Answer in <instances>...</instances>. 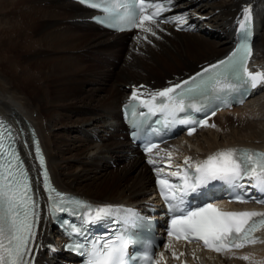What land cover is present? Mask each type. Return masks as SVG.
<instances>
[{"label": "bare ground", "instance_id": "obj_1", "mask_svg": "<svg viewBox=\"0 0 264 264\" xmlns=\"http://www.w3.org/2000/svg\"><path fill=\"white\" fill-rule=\"evenodd\" d=\"M245 7L260 24L264 0H177L173 12L184 16L191 30L160 25L151 36L138 29L118 34L101 30L89 20L93 11L72 0H0V115L20 134L29 168L33 171L28 156L33 128L60 190L96 203L141 206L151 197L154 167L169 169V152L175 167L185 156L199 161L229 147L264 150V91L240 107L218 112L212 119L215 127L162 145L154 152L160 161L155 166L132 148L119 119L120 103L134 88L163 89L223 57ZM144 35L147 40L137 39ZM254 36L252 65L264 69V32L255 28ZM111 78L114 82L106 85ZM75 127L80 134L66 139L67 130ZM36 189L41 201L36 264H64L68 255L54 243L57 238H50L53 230ZM171 245L162 251L164 264H264V232L257 243L221 254ZM245 255L250 260L240 258Z\"/></svg>", "mask_w": 264, "mask_h": 264}, {"label": "snow or ice", "instance_id": "obj_2", "mask_svg": "<svg viewBox=\"0 0 264 264\" xmlns=\"http://www.w3.org/2000/svg\"><path fill=\"white\" fill-rule=\"evenodd\" d=\"M79 3L101 12L102 15L94 16L92 19L117 31L138 29L142 33L156 36L154 26L159 28L161 23L172 21H176L179 25L185 23L184 16L161 18L163 13L176 6L175 0H158V2L154 0H79ZM251 19V9L245 7L239 21L241 43L227 58L210 64L187 79L160 90L142 92L140 89L144 88L143 85L134 88L129 98L130 103L125 105L126 115L131 110L133 128L138 129L145 118L157 113L163 114L170 124L215 127V125H209L206 120L193 121L187 115L180 118L178 114L201 111L208 101L227 90H234L241 86L255 89L264 85V72L249 71L247 67L248 59L252 54L248 43ZM137 39L147 40L148 36H138ZM135 105L147 111L137 112ZM0 127L3 125L0 124ZM195 131V126L189 127L188 135H192ZM136 135L137 132L133 131V136ZM11 138L10 133L5 136L3 132H0V264H31L34 259L32 254L33 242L37 235L36 225L40 216L28 173L15 148L6 143V140ZM156 148H158L156 144L145 147V152L149 156L148 163L154 166L160 162L152 156ZM36 155L43 168L44 159L38 146ZM172 159V153H167L166 168L173 167ZM175 167L176 170L170 172L154 167L160 196L168 205L171 214L167 229L170 240L174 238L187 243L197 240L202 242L205 248L218 253L231 252L232 249H241L258 242L255 233L259 229H264V212L224 211L211 203L188 211L184 205L190 194L216 181L236 185L247 179L252 188L264 193V152L229 147L218 150L199 161H193L191 157L185 156L183 164ZM42 175L44 191L48 194L49 212L53 215L59 212H70L80 216V227L68 221L64 222L70 229V235L82 236L84 230L93 224L108 222L122 225L120 229L109 235L86 240L83 244L74 242L66 245L69 251H76L84 257L83 264H130L137 260L143 261V264H159V261L154 259V253L147 250L140 257L129 253L130 245H133L135 240L128 229L141 219L138 213L119 206L91 205L66 196L51 186L46 170ZM172 177L178 182H173ZM236 201L247 202L243 196L236 197ZM255 202L264 203V200ZM78 209H86V211L78 212ZM120 213L123 214L119 215ZM164 247L167 251L172 248V245L168 243ZM183 254L180 253V255ZM172 256L174 259L178 258L175 252ZM240 258L250 260L247 255ZM163 259L164 254L161 253L160 260Z\"/></svg>", "mask_w": 264, "mask_h": 264}, {"label": "rangeland", "instance_id": "obj_3", "mask_svg": "<svg viewBox=\"0 0 264 264\" xmlns=\"http://www.w3.org/2000/svg\"><path fill=\"white\" fill-rule=\"evenodd\" d=\"M207 9V11L209 10L208 8H206ZM257 25H256V28L258 29V30H260L261 31V29H262V31L264 32V19L262 20V22L259 24L258 22L256 23ZM111 63H115V64H117L118 63V61H114V60H111L110 61ZM111 82H114L113 81V78H111V79H109L108 81H107V83H106V85H109ZM109 87V86H108ZM264 91V90H263ZM263 91H261L262 93H263ZM261 92H259V94L258 95H256L257 97L258 96H261L262 94H261ZM233 115V114H232ZM239 114H236V116H238ZM93 116H95V117H97V115L96 114H93ZM263 122H264V120H262ZM236 127H240V124H238ZM246 133V132H245ZM80 133L79 132H77V129H76V127L75 128H70L69 130H67V132H66V139H68V140H73V138H72V136H76V135H79ZM242 134H244V132L242 133ZM242 137L243 136H246L247 137V134H244V135H241ZM70 138V139H69ZM72 138V139H71ZM95 141H96V143L97 144H101V140H100V138H96L95 139ZM111 163V162H110ZM116 167H117V165L116 164H112L111 163V168L112 169H116ZM52 237V239L54 238V240H55V236H51Z\"/></svg>", "mask_w": 264, "mask_h": 264}]
</instances>
